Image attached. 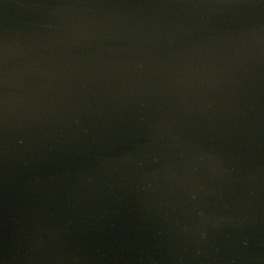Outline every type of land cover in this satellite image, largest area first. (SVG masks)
<instances>
[{
    "label": "water",
    "instance_id": "1",
    "mask_svg": "<svg viewBox=\"0 0 264 264\" xmlns=\"http://www.w3.org/2000/svg\"><path fill=\"white\" fill-rule=\"evenodd\" d=\"M0 264H264V0H0Z\"/></svg>",
    "mask_w": 264,
    "mask_h": 264
}]
</instances>
